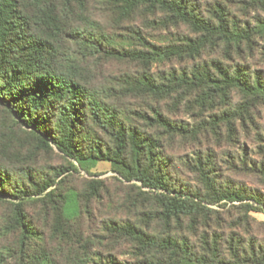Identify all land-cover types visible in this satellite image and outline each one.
Here are the masks:
<instances>
[{
  "label": "trees",
  "instance_id": "obj_1",
  "mask_svg": "<svg viewBox=\"0 0 264 264\" xmlns=\"http://www.w3.org/2000/svg\"><path fill=\"white\" fill-rule=\"evenodd\" d=\"M104 3L120 16L117 29L96 23L87 0H0V205L9 206L7 222L18 233L11 263L264 264L263 242L237 231L245 220L225 235L228 221L210 208L257 198L223 186L204 161L194 165L204 189L180 185L157 133L207 130L166 116V102L191 105L202 117L222 105L209 125L223 137L225 129L238 135L234 118L253 120L252 110L264 105L263 77L217 56L250 46L264 22L258 30L231 23L221 4L207 17L189 0ZM155 23H182L190 34L153 40L146 28ZM108 61L136 69L98 81L94 68ZM235 92L242 101L232 109ZM55 149L67 164L38 171L39 154ZM87 160L110 162L119 183L140 185H117L112 194L100 181L78 191L56 181L79 171L74 161ZM104 200L108 214L94 206ZM33 203L54 214L49 244H34ZM251 207L240 208L247 214ZM122 243L132 249L131 262L115 254Z\"/></svg>",
  "mask_w": 264,
  "mask_h": 264
},
{
  "label": "rangeland",
  "instance_id": "obj_2",
  "mask_svg": "<svg viewBox=\"0 0 264 264\" xmlns=\"http://www.w3.org/2000/svg\"><path fill=\"white\" fill-rule=\"evenodd\" d=\"M190 4L194 5L200 13L209 17L212 16V12L217 9V5L221 4L224 11L228 14L227 17L236 25L243 27H251V29L258 30L261 23L264 22V4L261 0H189ZM88 9L91 17L99 23V25L110 29L114 25L115 29L118 28L120 22V16L109 9L104 3V0H87ZM117 23V24H115ZM137 25L142 27L141 22H137ZM149 25V24H148ZM148 34L152 35V39H165L166 37L184 36L189 35L190 30L184 24L170 26L169 28L159 27V25L152 24L146 28ZM171 39V38H170ZM166 41V40H165ZM253 43L250 46L244 44L241 52L234 51L232 56L229 57V50L225 52L221 51V55L217 56L226 65L237 66L242 65L246 68L247 73H251L253 77L257 73L264 79V33L256 34L253 37ZM209 55L206 54L205 57ZM211 54L209 59H211ZM99 72L98 81L104 77H114L123 75L129 71H134L136 68L133 64L124 65L114 61H108L98 68H94ZM234 104L241 103L242 96L240 92L233 94ZM163 106L166 116L176 118L178 120L186 121L194 126L206 125L207 130H202V135L180 136L169 135L158 130L159 136L162 137L165 151L167 156L171 159L172 173L181 183L180 185L191 186L195 189H204V186L200 180V174L194 168V165H198L199 162L204 161L205 165L214 168L216 179L219 180L223 186H231L244 189L248 195L255 196L244 202L235 203H221L220 205L210 206V208L219 211L222 214L224 220L228 221L227 227L224 225L225 235L232 230V227L236 221H240L242 217L245 222L239 230L240 234L245 236L246 239L256 238L259 242L264 244V172H261L262 162H264V105L258 106L252 110V118L250 115H246L243 119L246 122H241L240 117L234 118V123L237 127L238 135H227L225 130L224 137L214 133L212 126L209 125L213 120V116L221 115L226 108L218 104L214 109L206 110V116L202 117L201 110L193 108L184 104L178 106L173 102L165 103ZM231 107H228V109ZM252 109V108H251ZM197 113L196 117H193ZM200 117L198 118V115ZM8 123V120L1 119V122ZM244 123V124H243ZM36 163L40 168L37 170L40 172L52 171L47 168L51 166L61 167L67 164V159L60 154L56 149L53 153H40L36 158ZM75 165L79 169L78 172H69L64 176L57 178L56 181L64 179V185L67 188H73L78 190L85 189L89 182L100 181L104 185H107L112 194L119 192L117 185H133L137 182L119 183L115 178L117 174L112 171V164L107 161H74ZM49 192V191H48ZM118 198V197H115ZM104 206L95 204V207L103 209L104 214H108L106 208L107 200L103 202ZM252 205L249 208V212L241 209L242 205ZM237 208H235V207ZM8 205H0V263L12 264L11 257L17 255L19 251L12 252L16 249L17 232L11 231V226L7 222ZM30 214L33 217V221L37 227V239L34 241L35 245L50 243L51 235L54 233V214L49 212L48 214L38 207V203H33L30 208ZM119 215H126L121 211ZM248 221V223L246 222ZM238 223V222H237ZM99 221L97 218L91 219L92 228L98 227ZM86 229L88 225L85 223ZM220 230V229H219ZM222 231V230H221ZM52 249L59 247L56 245L51 246ZM10 250V251H9ZM10 252V253H7ZM6 253V254H5ZM122 261L131 262L132 249L129 248L127 243H122L115 253Z\"/></svg>",
  "mask_w": 264,
  "mask_h": 264
}]
</instances>
